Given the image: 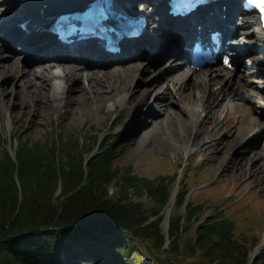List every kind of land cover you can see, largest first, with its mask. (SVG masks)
<instances>
[{"label":"trees","instance_id":"16d2710c","mask_svg":"<svg viewBox=\"0 0 264 264\" xmlns=\"http://www.w3.org/2000/svg\"><path fill=\"white\" fill-rule=\"evenodd\" d=\"M21 136L13 154L0 133V264H100L103 257L109 264H138L141 244L160 263L166 256L171 263L251 262L259 234L240 238L237 221L222 206L204 222L207 204L190 199L188 174L165 232L161 212L178 170L155 177L124 172L121 183L133 184L135 192L122 184L112 191L110 181L121 168L112 163L118 150L108 136L89 133L87 145L72 133L36 141ZM251 264H264V252Z\"/></svg>","mask_w":264,"mask_h":264},{"label":"bare ground","instance_id":"6f19581e","mask_svg":"<svg viewBox=\"0 0 264 264\" xmlns=\"http://www.w3.org/2000/svg\"><path fill=\"white\" fill-rule=\"evenodd\" d=\"M90 1L93 0H33L27 1L26 7H23L18 0H0V42L1 39L4 40L10 50V56H15L8 62L0 61V107L9 105L11 114L16 116L27 98L32 99L36 109L56 101V108L67 106L75 112L74 117H79L83 112V115L87 116L94 104L101 106L110 100L113 107L120 105L125 111L126 116L122 123L123 141H141L142 137L134 134L141 126L150 123L149 135L156 138L154 147L159 151L164 148L178 149L192 156L193 152H198L206 146H221L226 168L228 172H232L233 181L225 183L223 188L230 189L233 183L243 180L246 184H251L252 197L264 202V141L261 144L258 141V137L264 134V119L261 118L264 116V84H260L264 83V64L254 66L257 77L248 78L243 68L240 77L228 82L222 76V65L214 68L188 66L179 55L171 57L168 45H164V42L159 46L150 47L143 44L142 48L135 49L128 46L124 48L123 53L118 54L106 52L108 58L101 61L99 53L91 48L74 50L73 47L77 45L64 44V50H58L50 43H41L37 34L42 33L33 31L27 34L14 20L22 17L26 19L31 10L36 11L45 3L49 4L48 9L51 10V15H54L82 9ZM237 1L233 3L236 4L235 9L229 5L225 10L228 23L234 22L232 15H238L237 11L243 5ZM4 2L8 3L5 10L1 9ZM139 2L140 0H135V3L134 0H117L118 7L122 10L129 9L128 3L136 5L140 4ZM228 2L230 1H215L217 5L213 8L217 10L219 3ZM246 5L247 3L244 6ZM150 15L147 16L149 24L154 27L158 24L157 27L162 28L159 17L153 13ZM250 17L237 20V25L233 28L224 26L225 40L231 39V43L235 40L238 45L243 41H260L258 46L243 48L245 53L259 52L251 54L250 57L254 60V57L264 56V31L259 19L256 16ZM223 23L224 21L217 19L211 25L222 28ZM169 26L170 23L165 27ZM175 34H178L176 38H182V31ZM250 35L253 36L251 39H243ZM8 36H11L9 41ZM19 44L27 54V64L39 63L38 65L29 68L27 64L19 62L17 56L23 51L16 46ZM236 51L235 55L238 57V50ZM125 61L128 62L122 64ZM91 64L93 67L112 64V67L109 70L94 68L87 71L86 68ZM167 66L168 69L161 70V67ZM4 76L7 77L4 83L12 80L13 84H19L10 98L6 95L8 87L1 83ZM54 78L59 80L53 82ZM75 81L77 85L74 86ZM152 93H156V96L150 103ZM168 96L169 99L166 100ZM256 97L260 100H255ZM158 98L165 101L160 105L161 100ZM146 105H150L147 113L141 116L140 109ZM154 107H159L158 112L162 114L158 119H151ZM39 115L40 112L34 110L35 119ZM221 131L226 133L222 135ZM243 143H246L244 150L250 153L236 156V150ZM214 157L218 159L217 156ZM246 176H249V179H244ZM176 194L177 189L172 204L167 207V221L173 210ZM263 246L264 234L255 253L260 252Z\"/></svg>","mask_w":264,"mask_h":264},{"label":"rangeland","instance_id":"374dc122","mask_svg":"<svg viewBox=\"0 0 264 264\" xmlns=\"http://www.w3.org/2000/svg\"><path fill=\"white\" fill-rule=\"evenodd\" d=\"M1 1L3 2L4 0ZM3 4L4 5L1 6L5 9L8 3L4 2ZM249 16L250 15L243 18L247 19ZM160 30H165V28L160 27ZM252 37L253 36L250 35L243 39H251ZM47 42H49V40H47ZM258 45H260V41H243V43H240L238 46L244 48ZM0 47L1 62H8L15 57L10 56L11 54H9V48L2 42H0ZM24 52L25 50L20 51L19 55L17 54L18 56H16L20 63L27 64L29 61L26 59L27 54ZM127 62L128 61L122 62V64ZM27 65L29 68L36 66L33 63H29ZM111 67L112 64L101 67H93L91 64L86 69L87 71L94 68L109 70ZM165 68L166 67H161V70H164ZM262 73V76H264V72ZM6 78L7 77L5 76L2 77L1 83H4ZM58 80L59 79L54 78L53 82ZM11 81L7 80V82L4 83V85L8 87V93L6 94L7 98L13 96V90L19 87V84H13V81ZM73 85H77V82L75 81ZM155 96L156 93H152L149 99L150 103H152L155 99ZM127 97L128 94L126 95V98ZM172 98L173 100L175 99L174 96ZM167 99H169V96L166 97V100ZM256 99L260 100L257 97ZM158 100H161V102H159L160 105L165 101L162 98H158ZM55 102L51 101L49 106L42 105L36 109L32 99L27 98L26 103L22 104V107H20L16 116L11 114V107H9V105H6L5 108L0 107V133L3 136V139L8 141V146L10 148L12 146L13 152L17 145V137L20 135H22L21 137L23 138L36 141L47 137H54L58 132H64L66 134L72 133L79 136L80 140L85 145L88 144V140H86L87 138H85V135L88 136L89 133H98L101 138L108 136L110 141H114L116 143L118 150L117 155L112 160V163L114 166H119V168H121L119 172H117L116 176L110 181L112 191L117 190V188H119L122 184L131 193L135 192L133 184L127 183L126 180L121 183L123 181L122 174L125 175L124 172L148 177H155L163 172L173 173L177 170L183 173L186 172V175L188 174V184L191 187L189 192L190 199L197 198L198 201H206V210L201 216L204 222L214 214V210L217 207L222 206V211L226 212L229 216H233L237 221L239 228L236 230V233L240 236V238L242 237L240 234H247L249 241H252L253 235L259 234V242L250 254V258H252L254 252L260 245L264 234V202H260L256 199V197H252L250 187L251 184H246L243 180L233 183V186L230 189L223 188L225 183L229 184L233 181L231 177L232 172H228L229 170L226 168V161L223 155L224 152L221 146H206L198 152H193L192 156H190L187 152H184V150L178 149L169 150V148H164L159 151L154 147V144L157 142L156 138L149 135L148 129L150 123L141 126L138 132L134 134L137 137L141 136V141L133 139V142L127 143L126 141H123L122 138V123L124 122L126 115L120 105L113 107V102L109 100L106 104L103 103L101 106L94 104V107L88 112L87 116L83 115L85 114L83 112L79 115V117H74L75 112L72 109H68L67 106H65L66 108L64 106H58V108H56L54 104ZM149 106L150 105L142 106L139 114H141V116L145 115ZM158 108L159 107H154V109H152L151 119H158L162 116V114L158 112ZM34 110L40 112V115L36 119L34 117ZM262 118L264 119L263 116ZM129 133L132 134L131 131ZM221 133L224 135L226 131H221ZM258 141L260 144L264 141V134H261L258 137ZM245 147L246 143L241 144L236 150V156L248 155L250 151L244 150ZM214 156H217L218 159ZM225 177L228 179L226 180ZM244 179H249V176H246ZM61 185L62 183L59 182L58 186ZM177 187H179V185H177ZM256 187L257 186H255L254 189H256ZM227 190H230L231 192H228ZM141 198L145 202H148L146 203L147 205H150L149 196L147 194L141 195ZM170 204H172V199L169 201L168 205L164 207L161 213L167 215V207ZM174 210L175 208L173 205L172 211L174 212ZM155 218L156 217H152L151 220ZM162 228L165 232H167L164 219L162 221ZM242 231L246 233H241ZM74 247L78 252L82 249L79 244L74 245ZM140 249H142L145 253L141 255V261L138 264H199L196 259L195 261L174 259L171 263L169 261V257L167 256L164 257V262L160 263V260L157 259L156 256L155 258L157 261L154 259L152 260V258L146 253L147 251L144 244L140 245ZM263 252L264 246L261 248L260 254ZM85 258V255L80 257L79 262L83 263ZM101 262L102 264H108V261H106L105 258H103Z\"/></svg>","mask_w":264,"mask_h":264},{"label":"water","instance_id":"95a60500","mask_svg":"<svg viewBox=\"0 0 264 264\" xmlns=\"http://www.w3.org/2000/svg\"><path fill=\"white\" fill-rule=\"evenodd\" d=\"M166 219V218H165ZM259 256V252L258 253H255L252 257V261H254L257 257Z\"/></svg>","mask_w":264,"mask_h":264},{"label":"snow or ice","instance_id":"6c2138e0","mask_svg":"<svg viewBox=\"0 0 264 264\" xmlns=\"http://www.w3.org/2000/svg\"><path fill=\"white\" fill-rule=\"evenodd\" d=\"M257 2L264 4V0H257Z\"/></svg>","mask_w":264,"mask_h":264}]
</instances>
